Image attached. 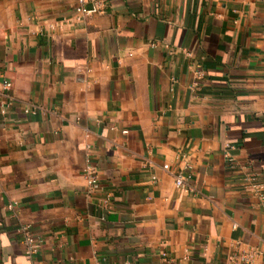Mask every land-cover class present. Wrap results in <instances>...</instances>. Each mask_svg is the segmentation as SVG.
<instances>
[{"label": "crops", "instance_id": "1", "mask_svg": "<svg viewBox=\"0 0 264 264\" xmlns=\"http://www.w3.org/2000/svg\"><path fill=\"white\" fill-rule=\"evenodd\" d=\"M98 1L0 0V264H264V0Z\"/></svg>", "mask_w": 264, "mask_h": 264}, {"label": "built area", "instance_id": "2", "mask_svg": "<svg viewBox=\"0 0 264 264\" xmlns=\"http://www.w3.org/2000/svg\"><path fill=\"white\" fill-rule=\"evenodd\" d=\"M74 14L80 17L89 16L93 14H98L102 11L101 4L98 0H74ZM4 86L8 88L10 86L9 83H5ZM225 160L228 164H231V159L228 158L227 154H224ZM167 165H163V169H167ZM83 179L85 181V186L87 188L88 193H93L100 188V184L98 181V175L93 165L89 162L85 163L84 168L82 170ZM174 186L176 188L185 187L184 177L180 174L174 176ZM189 190H192L190 187H187ZM108 197L105 198L107 201ZM36 251L35 241L29 235L25 237V254L31 255Z\"/></svg>", "mask_w": 264, "mask_h": 264}]
</instances>
